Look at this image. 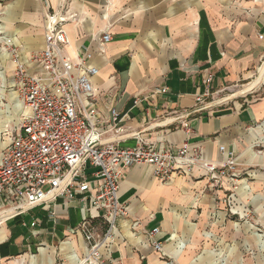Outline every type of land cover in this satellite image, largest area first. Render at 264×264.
Returning <instances> with one entry per match:
<instances>
[{"label":"crops","instance_id":"1","mask_svg":"<svg viewBox=\"0 0 264 264\" xmlns=\"http://www.w3.org/2000/svg\"><path fill=\"white\" fill-rule=\"evenodd\" d=\"M40 1V14L68 19L71 45L64 54L74 59L88 49L93 55L96 96L85 104L99 115L105 141L125 148L162 143L173 151L200 145L213 160L224 159V146L237 161L236 175L221 184L198 169L162 182L151 166L129 167L119 188L129 216L119 221L100 264H221L218 255L233 257L234 247L216 232L229 229L235 242L243 235L239 222L216 212L228 185L235 192L233 216L243 218L236 210L243 212L247 202L264 217V81L245 88L264 62V0H115L113 6L104 0ZM112 20L118 21L113 29ZM106 28L112 41L100 51ZM44 33L43 23L40 50ZM209 75L214 101L200 107L196 96L205 92ZM241 83H247L243 89ZM7 91L0 97V130L13 132L19 118L9 108L16 94ZM95 214L62 198L20 214L0 207V264H82L87 244L79 226ZM156 228L161 252L144 233ZM260 232L254 233L258 240L264 238Z\"/></svg>","mask_w":264,"mask_h":264},{"label":"built area","instance_id":"2","mask_svg":"<svg viewBox=\"0 0 264 264\" xmlns=\"http://www.w3.org/2000/svg\"><path fill=\"white\" fill-rule=\"evenodd\" d=\"M67 21L55 13L47 14L43 49L14 69L16 98L8 108L19 119L13 132L8 127L0 130V207L20 214L36 206L48 208L62 198L94 210L96 214L79 226L87 244L81 263L100 264L102 250L110 249L118 234L119 221L129 216L119 199L129 167L151 166L162 182L198 169L221 184L236 175L237 161L224 146L220 147L224 159L213 160L200 145L184 144L173 151L162 143L125 148L105 141L98 130L99 115L85 104L95 99L92 80L99 71L90 64L93 55L88 49L77 52L74 59L64 54L71 44L64 26ZM99 40L103 51L112 41L109 28ZM212 83V75L203 79L205 92L196 96L200 107L212 96ZM118 118L112 110V121ZM144 233L155 250L163 251L158 228Z\"/></svg>","mask_w":264,"mask_h":264},{"label":"rangeland","instance_id":"3","mask_svg":"<svg viewBox=\"0 0 264 264\" xmlns=\"http://www.w3.org/2000/svg\"><path fill=\"white\" fill-rule=\"evenodd\" d=\"M104 2L105 4L108 2L110 6H113L115 0H104ZM42 8L43 3L40 0H0V90L3 89L0 92V97H2L5 87L8 93L13 92L12 89L15 83L14 69L16 65L22 62H28L32 55H37L41 51L37 46V42L42 37L43 23L45 24L46 19L45 14L39 13V10L42 13ZM36 14H38V19L41 24L34 18L37 16ZM123 14V8L119 9V15ZM33 19L37 22H34ZM122 19L121 17L118 20ZM117 22V20H112V29ZM107 25L108 20L106 22ZM263 66L264 62L259 69ZM259 69L258 75L253 81L249 84L241 83L242 89L247 84L245 88L249 90L251 83L260 77ZM263 81L264 77L260 83ZM208 101L213 102L214 99L210 98ZM227 189L229 190L222 196V200L220 199L218 201L219 205L216 208V212L221 213V216L225 215L227 220L232 219L234 222H239L243 230V235L241 238H237L238 242H235V238L231 237L229 229L223 231L217 229V234L224 238L230 247H234V250L231 252V254L233 253V257L228 258L226 255L220 254L215 260H219L221 264H237V260L242 263V259L244 264H264V238L258 240L254 235V233L263 234L260 230L264 231V217H260L259 213L247 202L242 204L245 207L243 210L244 214L236 210L243 218L233 216L230 200L232 195L235 194L233 192L234 187L232 188L228 185ZM245 189H248L250 193L252 192L246 186V182ZM227 233H229V236L225 237ZM216 244L213 243L212 245L215 246ZM168 264H172V262L169 261Z\"/></svg>","mask_w":264,"mask_h":264},{"label":"bare ground","instance_id":"4","mask_svg":"<svg viewBox=\"0 0 264 264\" xmlns=\"http://www.w3.org/2000/svg\"><path fill=\"white\" fill-rule=\"evenodd\" d=\"M71 45V44H70ZM70 47V46H69ZM260 77L256 80V81H254V82H252L251 83V85H250V88H254L256 85H258L259 83H260V81H261V79L264 77V66L263 67H261L260 69ZM249 88V89H250ZM248 90V89H247ZM2 105V104H1ZM82 264H84V263H82Z\"/></svg>","mask_w":264,"mask_h":264}]
</instances>
